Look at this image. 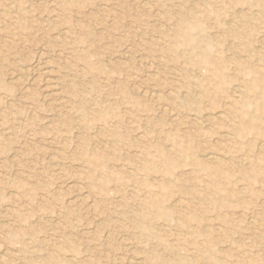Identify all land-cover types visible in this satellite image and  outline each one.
I'll return each instance as SVG.
<instances>
[{
	"label": "rangeland",
	"instance_id": "1",
	"mask_svg": "<svg viewBox=\"0 0 264 264\" xmlns=\"http://www.w3.org/2000/svg\"><path fill=\"white\" fill-rule=\"evenodd\" d=\"M263 6L0 0V264H264Z\"/></svg>",
	"mask_w": 264,
	"mask_h": 264
},
{
	"label": "bare ground",
	"instance_id": "2",
	"mask_svg": "<svg viewBox=\"0 0 264 264\" xmlns=\"http://www.w3.org/2000/svg\"><path fill=\"white\" fill-rule=\"evenodd\" d=\"M142 3H143V2H142ZM256 4H257V2H256ZM262 5H263V4H262ZM263 7H264V6H263ZM263 9H264V8H262V10H263ZM255 12H256V11H255ZM184 20H185V18H184ZM185 21H186V20H185ZM263 21H264V20H263ZM182 23H183V22H182ZM182 23L180 22L179 24H182ZM179 24H178V27H179ZM183 24H184V23H183ZM188 25H189V24H188ZM180 26H181V25H180ZM182 28H183V27H182ZM180 30H182V29L180 28ZM183 30H185V29H183ZM183 30H182V33L185 32V31L183 32ZM175 33H177V32L175 31ZM178 34H179V33H178ZM179 35H180V34H179ZM182 35H184V34H182ZM174 36H175V35H174ZM186 36H187V38L190 40L189 36H188V35H186ZM238 36H239V34H238ZM176 37H177V36H176ZM176 37H175V38H176ZM183 37H185V36H183ZM236 37H237V34H236ZM192 38H193V36H192ZM194 38H195V37H194ZM178 39H179V38H178ZM181 39H182V38H181ZM183 39H184V38H183ZM183 39H182V40H183ZM199 39H200V38H199ZM204 39H205V38H204ZM174 40H175V39H174ZM185 40H186V39H185ZM191 40H192V39H191ZM200 40H201V39H200ZM175 41H176V40H175ZM177 41H178V40H177ZM179 41H180V40H179ZM201 41H202V40H201ZM201 41H200V42L197 41V42H199V45H200ZM181 42H182V41H181ZM187 42H188V41H187ZM190 42H192V41H190ZM174 43H175V42H174ZM179 43H180V42H179ZM182 43H183V42H182ZM202 43H203V42H202ZM207 43H208V42H207ZM183 44H184V43H183ZM197 44H198V43H197ZM197 44H196V45H197ZM205 44H206V43H205ZM208 44H209V43H208ZM208 44H207V45H208ZM176 45H177V44H176ZM179 45H180V44H179ZM185 45H186V43H185ZM199 45H198V47H199ZM202 45H203V44H202ZM183 46H184V45H183ZM187 46H188V45H187ZM205 47H206V46H205ZM201 53H203V52H201ZM201 53L199 52V54H201ZM196 54H197V53H196ZM204 54H205V53H204ZM204 54H203V55H204ZM207 54H209V53H207ZM203 55H202V56L199 55V57H200V58H201V57L203 58V57H204ZM208 57H209V56H208ZM202 58L200 59L201 62H202V60H203ZM204 58H205V57H204ZM206 58H207V57H206ZM206 58H205V59H206ZM205 59H204V60H205ZM210 59H211V58H210ZM204 60H203V61H204ZM206 60H208V59H206ZM206 60H205V61H206ZM212 60H214V59L212 58ZM212 60H210L211 62H210L209 64L212 63ZM199 62H200V61H199ZM194 64H196V63H194ZM201 64H202V63H201ZM205 64H206V63L204 62V66H206ZM209 64H208V65H209ZM212 64H213V63H212ZM199 65H200V64H199ZM201 66H202V65H201ZM209 66H210V65H209ZM218 66H220V65H218ZM155 67H156V66H155ZM213 67H214V66H213ZM208 68H209V67H208ZM216 68H217V67H216ZM209 70H210V69H209ZM214 70H215V69H214ZM211 71H212V73H213V70H211ZM215 71H217V70H215ZM154 73H155V72H154ZM217 73H218V72H217ZM213 74H214V73H213ZM156 75H157V74H156ZM226 82H227V81H226ZM236 87H237V86H236ZM220 89H221V88H220ZM170 92H171V91H170ZM151 93H152V92H151ZM154 93H155V92H154ZM155 95H156V93H155ZM158 96H159V95H158ZM155 97H156V96H155ZM157 98H159V97H157ZM164 108H165V107H164ZM175 117H176V116H175ZM176 118H177V117H176ZM138 134H139V133H138ZM211 155H212V154H211ZM214 156H215V155H214ZM206 157H207V156H206ZM208 157H209V155H208ZM208 157H207V158H208ZM210 157H212V156H210ZM215 157H216V156H215ZM212 159H213V158H212ZM215 160H216V158H215ZM58 172H59V171H58ZM83 195H84V194H83ZM251 220H253V219H251ZM217 227H218V226H217ZM253 229H254V228H253ZM128 260H129V259H128Z\"/></svg>",
	"mask_w": 264,
	"mask_h": 264
}]
</instances>
